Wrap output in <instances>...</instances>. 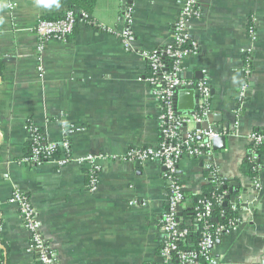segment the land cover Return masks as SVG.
Masks as SVG:
<instances>
[{"label": "crops", "instance_id": "0c3cea01", "mask_svg": "<svg viewBox=\"0 0 264 264\" xmlns=\"http://www.w3.org/2000/svg\"><path fill=\"white\" fill-rule=\"evenodd\" d=\"M184 1L96 0L89 14L115 32L124 27L127 4L135 5L134 48L126 49L117 34L78 23L69 38L47 40L41 60L36 21L61 15L67 6L60 0H0V264L38 260L28 249L30 234L19 207L10 201L17 190L38 211L55 264H159L165 169L157 160L133 164L123 155L130 147L160 142L161 108L140 52L171 41ZM200 5L203 14L191 24L200 51L187 59L183 77L197 83L208 75L215 127L229 123L232 129L240 116L237 135L227 137L212 162L223 178L239 183L231 196L244 222L218 239L212 264H264V151L257 153L249 138L264 130V0H200ZM30 122L56 142L63 139L62 124L75 126L72 155L106 156L97 161L95 191L87 163L21 162ZM202 163L179 162L180 177L191 185L183 217L191 213L194 191L206 184Z\"/></svg>", "mask_w": 264, "mask_h": 264}, {"label": "built area", "instance_id": "2783aa9c", "mask_svg": "<svg viewBox=\"0 0 264 264\" xmlns=\"http://www.w3.org/2000/svg\"><path fill=\"white\" fill-rule=\"evenodd\" d=\"M203 14L200 0H185L177 19L174 22L171 41L158 49L142 51L140 54L147 60L149 74L146 81L151 86L153 98L161 108L159 115L160 142L157 147H130L123 155V159L133 164H146L157 160L165 169L167 183V208L162 212L159 221L161 234V248L159 264H212L213 249L218 239L237 229L243 224V219L238 214L229 217L225 222H220L219 216H215V210L223 206L228 195L222 188V178L219 168L210 157L215 153L212 139L220 136H229L238 133L239 112L232 129L215 127L211 121V84L208 75L197 82H191L183 77L186 69V61L189 57L198 54L200 47L192 37V21ZM135 5L127 4L124 9V27L115 32L112 28L102 24H95L91 15L87 12L79 14L71 9H66L57 19L39 17L35 24L36 33L39 36L38 53L42 60L46 41L51 38L66 39L73 34L78 23H86L97 26L99 30L117 34L126 49H133L135 43ZM253 37L255 31L252 30ZM249 62V61H248ZM39 74L44 76V64H39ZM249 69L246 73L249 74ZM197 84L199 91L198 104L191 114H178L174 107L175 88ZM247 84L245 83L240 95L245 96ZM198 124H207L204 128H198ZM63 139L56 142L46 136L32 122L27 124L28 138L31 143L30 152L23 156L21 162L30 166H42L47 163L63 167L70 162L89 164V185L91 191H95L98 185L97 161L106 158L103 155L87 154L74 156L71 154L70 136L75 131V126L62 124ZM254 149L264 146V131L253 132L249 135ZM57 153V154H56ZM116 157V156H114ZM183 158H194L203 162L206 173L203 176L205 183L214 188L223 189L220 193L213 192L207 196L203 189L195 190L191 213L194 218L183 217V211L187 208L191 198L187 195L190 183L179 175V162ZM256 158V156H254ZM193 181V179H190ZM258 187V181H255ZM10 201L17 204L20 215L26 229L30 234L29 251L37 255L41 264H55L50 244L41 231L39 213L31 203L29 197L19 190L15 191ZM137 204V200L131 201V205ZM232 212H239L236 203H229ZM186 207V208H185ZM225 211H220L224 216ZM217 218V220H214ZM193 225V226H188ZM199 235L196 246L191 243L192 236ZM182 246V247H181Z\"/></svg>", "mask_w": 264, "mask_h": 264}, {"label": "water", "instance_id": "95a60500", "mask_svg": "<svg viewBox=\"0 0 264 264\" xmlns=\"http://www.w3.org/2000/svg\"><path fill=\"white\" fill-rule=\"evenodd\" d=\"M198 98H199V91L197 88V84L192 85H186V86H178L175 88V94H174V107L175 111L178 114H191L195 111L196 106L198 104ZM207 124H198V128H204ZM229 123L225 124V127L227 130L229 129ZM228 136H220L217 138L212 139V145L214 148V151L218 149H223L226 147V141ZM216 156V153L212 157H210L211 160L214 159ZM222 188L224 190H227L229 194L226 197V201L223 203V206H227L229 204V199H231V202H235L234 196H231L233 192V186H239V183L236 180L228 179V178H222ZM242 200L246 201V196L242 195ZM250 198V197H249ZM182 215L181 212L179 214ZM214 220H217V218H214Z\"/></svg>", "mask_w": 264, "mask_h": 264}, {"label": "trees", "instance_id": "16d2710c", "mask_svg": "<svg viewBox=\"0 0 264 264\" xmlns=\"http://www.w3.org/2000/svg\"><path fill=\"white\" fill-rule=\"evenodd\" d=\"M60 1L64 5L67 6V9L74 10L78 14L80 12H87V13L92 12V10L94 8V5H95V2H96V0H60ZM61 15H50V16H43V17H45L47 19H57ZM2 68H3V64H2V61H0V75H2ZM30 147H31V143L29 142L28 152L27 153L30 152ZM256 151H257V153H259L261 151H264V146L257 147L256 148ZM252 174L255 175L254 170H252ZM202 189H203L204 194L207 195V196L213 195V192L220 193V192L223 191V189L214 188L212 185H210L208 183H206L205 185H203L202 186ZM221 210H224L225 211V215L224 216H220V211ZM236 215H238V212H232L230 210V205H227V206H222L221 205V206L217 207L216 210H215V216H219L220 222H225L229 217L236 216ZM185 217L186 218H192V219L194 218V216H193L192 213H190L189 215H186ZM189 226H193V225H189ZM198 240H199V235L192 236L191 243H194V246H196L197 243H198ZM35 264H41V263H40L39 260H37V262Z\"/></svg>", "mask_w": 264, "mask_h": 264}]
</instances>
